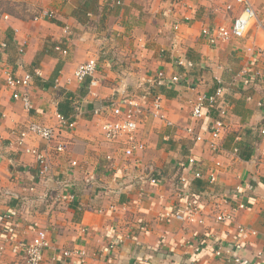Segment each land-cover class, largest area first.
<instances>
[{
    "label": "crops",
    "instance_id": "crops-1",
    "mask_svg": "<svg viewBox=\"0 0 264 264\" xmlns=\"http://www.w3.org/2000/svg\"><path fill=\"white\" fill-rule=\"evenodd\" d=\"M248 1L262 28L253 22L244 36L220 41L202 30L230 26L241 7L235 0H0V42L6 43L0 63L19 74L38 71L28 112L11 98L0 70V264H24L5 234L25 245L43 228L50 247L42 264H78L60 255L76 247L86 251L84 264H264V0ZM18 5L24 10L9 7ZM41 11L54 15L35 20ZM92 56L94 86L73 77ZM160 70L180 80L156 87ZM218 84L224 130L214 143L208 124L219 111L210 108L195 120L191 109ZM149 90L161 92L163 119L140 116L135 137L142 148L125 164L121 144L104 139V118L92 109L110 97H134L149 107ZM66 100L75 120L70 129L55 115ZM29 122L54 127L64 151L33 134L18 145ZM24 147L45 154L46 175ZM190 156L196 165L181 167ZM150 166L157 184L139 180ZM68 193L73 202L63 199ZM189 198L204 224L174 217ZM218 208L232 219L216 222Z\"/></svg>",
    "mask_w": 264,
    "mask_h": 264
},
{
    "label": "built area",
    "instance_id": "built-area-1",
    "mask_svg": "<svg viewBox=\"0 0 264 264\" xmlns=\"http://www.w3.org/2000/svg\"><path fill=\"white\" fill-rule=\"evenodd\" d=\"M238 2L241 7L236 16H234L230 26H220L214 27L212 29H203L202 33L206 35H211L213 38L220 41H227L232 37H242L246 34L249 26L253 23H259L258 27H261V23L257 21V15L254 7L251 2L248 0H235ZM230 5H228V8ZM53 12L51 11H41L39 14L35 15L33 18L35 20L41 19H51L53 17ZM6 43L0 42V48H5ZM19 53L23 52V49L18 50ZM65 52V51H63ZM179 65H184L182 61L178 62ZM20 65V64H18ZM187 66L191 67L192 64L187 63ZM97 68V59L92 56L87 60L79 63L74 72L73 77L77 82H83L86 78H90V86L96 84L94 79V73ZM1 76L4 82L5 87L9 90L10 96L13 100L19 101L22 104V107L26 111H30L33 108V103L31 95L29 92V86L32 81L33 75H38V71L34 70L31 72H23L22 74L17 73L14 70H11L5 63H0ZM246 71H242L244 74ZM154 85L156 87L162 86L168 81L178 82L180 77L178 75H172L166 77L163 71H157L154 75ZM220 82V81H218ZM151 93L150 105L145 107L142 103L134 97H123L115 98L110 97L108 102L98 103L92 109V113L97 116L104 118L100 124V129L103 134V137L108 142H117L121 144L122 148V159L126 161L130 159L134 153L142 148L141 143L138 142L136 132L138 129V121L140 116L145 115L147 112H150L154 117L158 119H163L162 115V95L159 90L148 91ZM223 97V88L218 84L213 93H201L199 94L195 104L191 109V116L195 120L202 119L206 111H209L210 108H214L219 111L221 117H218L212 120L208 124V132L210 138L214 143L221 137V134L224 130L223 115L224 110L221 105L219 106L220 100ZM111 114L114 119H107L106 115ZM56 120L60 127L63 129H70L75 126L74 114L70 117H65L59 112H56ZM72 118V119H70ZM55 128L51 126H46L37 122H29L26 126V130L21 132L19 139L17 141L18 145H23L25 138L28 134H33L46 142H54L55 149L57 151H64L65 143L58 141L55 135ZM260 135L264 136V126L260 129ZM197 140H200L202 137L196 135ZM25 148V147H24ZM213 149H216V146H212ZM25 152L31 154L34 157V160L38 167V173L40 176L46 175L50 169V165L47 161V158L44 153L39 151L36 148H25ZM114 158L110 155L106 156V160L112 161ZM197 160L195 157H188L183 163L180 164L181 167L186 168L188 165H196ZM72 165H75L76 162L72 161ZM216 165H219V162H216ZM195 177H199L200 173L196 172ZM140 182H148L150 184H157L159 181V175L155 170L150 166L147 168L145 174L138 176ZM207 179L210 183H214L216 176L213 173L207 175ZM179 181L184 183L186 180L184 177L180 176ZM238 189V188H237ZM185 197L186 191L181 192ZM186 198V197H185ZM63 199L68 202L74 201V196L71 193L63 195ZM214 206L217 208L218 205ZM238 207H244L242 201L238 202ZM219 210V211H218ZM215 214L216 222L230 221L232 219V212H227L220 210L218 208ZM174 217L182 222L186 223H197L204 224V217L201 212V208L198 206L196 201L187 199L183 209L176 211ZM240 233H244V227H238ZM1 236V233H0ZM4 243L10 244V250L12 253H22L24 264H42L43 262V253L50 247V239L46 229H34L33 236L30 241L25 245L20 244L16 241V237L10 233L4 235ZM4 250V246H0V251ZM221 251H217L219 255ZM61 258L63 259H75L78 264H84L86 262L87 254L84 248L76 247L70 250H63L61 252ZM56 258V257H54ZM235 262H239L237 257L233 256ZM132 264H137L133 262Z\"/></svg>",
    "mask_w": 264,
    "mask_h": 264
},
{
    "label": "trees",
    "instance_id": "trees-1",
    "mask_svg": "<svg viewBox=\"0 0 264 264\" xmlns=\"http://www.w3.org/2000/svg\"><path fill=\"white\" fill-rule=\"evenodd\" d=\"M48 85H49V83L46 84V86H48ZM65 94H66V97H68L70 95L67 93H65ZM58 112L61 113L62 115H64L65 117L69 118L70 115H72V113H73V109L69 105V101L66 100L63 106H61V104L58 103ZM70 119H72V118H70Z\"/></svg>",
    "mask_w": 264,
    "mask_h": 264
},
{
    "label": "rangeland",
    "instance_id": "rangeland-1",
    "mask_svg": "<svg viewBox=\"0 0 264 264\" xmlns=\"http://www.w3.org/2000/svg\"><path fill=\"white\" fill-rule=\"evenodd\" d=\"M256 1H259V0H256ZM0 6H2V7H4V5H3V3H1L0 4ZM19 7L18 8H14V6H9V7H11V8H13V9H18V10H24V6L23 5H18ZM17 11V10H16ZM257 23L256 22H254L253 24H252V26L251 27H253L255 30L257 29L258 30V28H256V25Z\"/></svg>",
    "mask_w": 264,
    "mask_h": 264
}]
</instances>
